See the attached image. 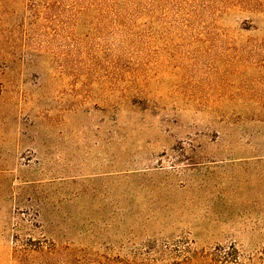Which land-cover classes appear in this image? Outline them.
Listing matches in <instances>:
<instances>
[{
	"label": "rangeland",
	"instance_id": "1",
	"mask_svg": "<svg viewBox=\"0 0 264 264\" xmlns=\"http://www.w3.org/2000/svg\"><path fill=\"white\" fill-rule=\"evenodd\" d=\"M0 264H264V0H0Z\"/></svg>",
	"mask_w": 264,
	"mask_h": 264
}]
</instances>
